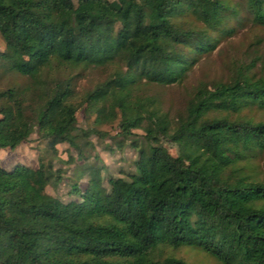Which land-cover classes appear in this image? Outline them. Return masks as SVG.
Here are the masks:
<instances>
[{
    "label": "trees",
    "instance_id": "16d2710c",
    "mask_svg": "<svg viewBox=\"0 0 264 264\" xmlns=\"http://www.w3.org/2000/svg\"><path fill=\"white\" fill-rule=\"evenodd\" d=\"M241 8L264 28V0ZM239 17L226 0H0V73L27 79L0 88V148L35 127L51 149L65 142L79 153L78 138L97 131L77 127L81 107L97 125L115 108L133 113L117 133L136 150L130 170L104 181L100 166L82 167L84 191L72 180L66 200L44 190L59 168L0 164V264H187L152 256L158 244L264 264V179L251 166L264 165V120L241 113L264 109V73L250 71L253 59L227 81L197 83L172 113L143 89L181 81L213 49L209 31ZM89 66L109 70L77 97L78 72L67 69Z\"/></svg>",
    "mask_w": 264,
    "mask_h": 264
},
{
    "label": "rangeland",
    "instance_id": "374dc122",
    "mask_svg": "<svg viewBox=\"0 0 264 264\" xmlns=\"http://www.w3.org/2000/svg\"><path fill=\"white\" fill-rule=\"evenodd\" d=\"M226 2L239 7L240 17L237 21L230 19L226 30L209 31V36L214 40L213 49L201 54L181 81L166 85L153 83L144 85V91L156 95L161 100L162 107L168 109L170 113L182 105L186 94L197 83L204 82L209 85L217 80L227 81L239 68L243 65L247 66L253 59V64L248 66L250 71L254 75L264 73V28L246 18L241 8L242 0H226ZM3 45L4 41L0 36V49ZM108 70L109 67L92 66L67 69L72 73L78 72L75 76L77 97L96 81L102 79ZM26 81L24 75L13 70L0 73V88L6 85L23 84ZM242 112L253 119L264 120V109L246 108L242 109ZM93 116V112H86L81 107L76 110L77 127L87 129L94 126L97 130L78 138L80 154L77 148L68 146L65 142H58L54 145V150L51 149L33 127L26 138L13 148H0V164L9 167L16 162H22L35 167L39 161H42L48 162L51 169L59 168L61 175L59 181L55 185L48 182L44 190L65 200L74 196L67 192L72 180H76L82 192L84 191L86 177L82 167L85 165L100 166L103 181L108 174H123L130 170L131 160L135 157L136 150L129 144V139H122L117 132L119 125L133 118V113L115 108V116L108 122L98 125L92 122ZM131 130L137 139L142 140L143 131L140 127H133ZM153 140L167 149L176 164H186L174 141L161 133H158ZM251 161L252 169L256 171L258 177L264 179L263 158ZM151 255L157 258L174 256L184 260L187 264H221L212 255L191 245L158 244L152 250Z\"/></svg>",
    "mask_w": 264,
    "mask_h": 264
}]
</instances>
